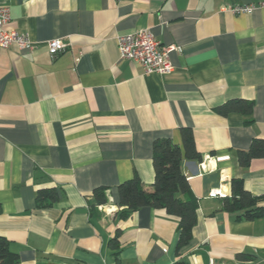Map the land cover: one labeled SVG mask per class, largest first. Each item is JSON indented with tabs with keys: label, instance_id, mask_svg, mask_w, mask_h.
<instances>
[{
	"label": "crops",
	"instance_id": "0c3cea01",
	"mask_svg": "<svg viewBox=\"0 0 264 264\" xmlns=\"http://www.w3.org/2000/svg\"><path fill=\"white\" fill-rule=\"evenodd\" d=\"M260 0H0L31 49L0 48V234L18 264H264V216L221 209L232 178L264 196V158L239 151L264 138V6ZM256 4L234 14L229 5ZM152 30L172 69L148 73L121 56L118 36ZM66 47L53 55L48 41ZM254 102L252 122L217 108ZM194 132L200 160L182 170L199 199L192 239L179 252V220L141 207L121 218L117 185L138 175L151 190L153 145ZM108 186V202L90 209ZM59 200L38 207V189ZM264 205V200H262ZM119 233V253L110 241Z\"/></svg>",
	"mask_w": 264,
	"mask_h": 264
},
{
	"label": "trees",
	"instance_id": "16d2710c",
	"mask_svg": "<svg viewBox=\"0 0 264 264\" xmlns=\"http://www.w3.org/2000/svg\"><path fill=\"white\" fill-rule=\"evenodd\" d=\"M222 115L230 112H240L252 122L250 118L254 110V102L246 98L230 99L217 108ZM181 143L171 137L155 140L153 145V164L155 178L152 189H147L138 175L117 185L120 195V204L124 207L120 212L121 218L128 217L132 211L141 207L150 206L163 209L169 215L179 220V237L177 252L192 239V231L198 221L199 199L193 193L190 182L182 170L185 159L200 160L194 132L190 127H181L179 130ZM239 163L242 167L250 166L254 159L264 158V138L255 137L248 149L239 151ZM231 193L222 197L221 209L239 213L242 219L255 220L264 216V196L250 192L243 178H232ZM110 188L102 185L94 188L90 209L108 202ZM59 200V190L55 186H44L38 189L36 204L38 207H50ZM119 233L110 241V247L117 253L120 250ZM20 256L10 248L9 239L0 234V264H18ZM178 264V263H177Z\"/></svg>",
	"mask_w": 264,
	"mask_h": 264
},
{
	"label": "built area",
	"instance_id": "2783aa9c",
	"mask_svg": "<svg viewBox=\"0 0 264 264\" xmlns=\"http://www.w3.org/2000/svg\"><path fill=\"white\" fill-rule=\"evenodd\" d=\"M259 6H264V0H260ZM256 4L229 5L228 10L234 14L251 13ZM12 21L11 10L8 5L0 4V48L17 46L20 49H31L33 42L27 34L20 33L10 27ZM48 49L51 54L57 55L65 49L66 43L62 39L48 41ZM118 47L122 57L140 62L148 73H165L172 69L169 54L176 49L174 45L161 44L152 30L148 28L138 29L118 36ZM212 197H225L226 193L215 188L210 191ZM99 208H103L99 205ZM210 264H215L212 261Z\"/></svg>",
	"mask_w": 264,
	"mask_h": 264
}]
</instances>
